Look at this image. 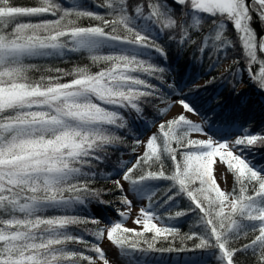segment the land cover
<instances>
[{"label":"snow or ice","instance_id":"1","mask_svg":"<svg viewBox=\"0 0 264 264\" xmlns=\"http://www.w3.org/2000/svg\"><path fill=\"white\" fill-rule=\"evenodd\" d=\"M174 2L186 6L184 15L190 22L178 24L165 0H143L133 13L127 0H103L98 7L107 10L104 15L87 10L80 0L70 7L56 0H34L31 5L0 0V264H96L73 245L109 264L98 243L104 239L119 249L128 264H139V256L149 252L183 251L156 246L178 235V229L164 224V219L187 214L172 212L173 201L182 195L191 202L187 211L198 212L205 229L203 235L193 233L185 239L199 240L196 248L218 251V264H239L237 253L244 252L255 257V264H264V169L246 155L264 151V134L242 128L231 137L216 139L215 133L209 135L201 123L189 118L199 113L187 96L176 101L184 111L161 122L143 154L131 165H122L112 178L108 191H118L125 209H116L120 219L100 227L98 216L69 214L93 201L112 205L102 198L103 190L92 185L98 176L96 164L107 159L109 147L125 143L115 131L127 127L121 110L141 114L142 105L151 99L165 103L160 87L148 79L163 81L167 71L152 62L153 52L164 60L168 57L154 31L179 28L178 44H195L190 29L198 28L202 14L220 18L218 24L213 19L214 33L204 39L200 52L209 46V39L212 48L223 51L232 46L224 35V21L232 22L250 78L264 90V59L257 58L258 48L264 52V37L258 42L251 27L253 11L264 22V0ZM49 15L56 18H46ZM81 18L99 23L84 26L78 23ZM68 52L87 53L92 65L102 67L95 72L87 65L71 71L47 68L38 79L31 77L41 68L27 60L63 57ZM254 63L259 64L258 75L252 73ZM218 66L219 60L214 67ZM159 111L163 115L169 109ZM194 133L204 138H193ZM164 157L172 162L170 172L165 170ZM217 164L234 175L236 187L231 192L217 182ZM155 181L171 183L160 189ZM129 194L147 202L133 221L140 230L125 226L133 206ZM49 210L62 214L46 215ZM88 224L97 226L88 233L97 243L71 230ZM242 237L248 242L236 246L234 242Z\"/></svg>","mask_w":264,"mask_h":264},{"label":"trees","instance_id":"2","mask_svg":"<svg viewBox=\"0 0 264 264\" xmlns=\"http://www.w3.org/2000/svg\"><path fill=\"white\" fill-rule=\"evenodd\" d=\"M62 7H70L74 0H56ZM81 4L87 10L97 12L101 15L106 14V9L98 7L103 0H80ZM129 5V13H133L134 7L137 3L143 0H127ZM169 3L173 18L177 19L178 24L190 18L184 15L187 10L186 6H179L175 4L174 0H165ZM251 4L252 0H247ZM17 5H31L34 0H13ZM203 19L198 28L190 29V37L196 43H186L185 45L178 44L180 39V30L166 29L164 32L154 31L153 35L157 37V42L160 43L168 57L164 60L157 53H152V62L158 64L160 67L167 69L163 75V81L155 80L152 77L148 79L157 84L162 93V99L166 102L174 98L182 99L185 96L190 101L195 103L198 109L197 115L204 118L209 129L215 132L224 131L225 134L239 133L241 129H246L249 132L264 134V90L258 86V82L251 79L248 83L244 80L245 73H249L247 58L244 56V50L241 47L239 34L234 29L232 22L224 21L225 37L232 42V46L217 51L211 47L212 40L209 39V46L205 48L204 52H200V47L203 46V41L206 37H210L215 30L216 25L212 23L213 19L220 22V18L209 17L202 14ZM251 27L256 33L257 41L260 37H264V22H261L259 16L255 11L252 12ZM48 19H55L56 17L48 16ZM33 22L36 18H32ZM78 23L87 26L89 23H99L91 21L88 18H81ZM170 36H175L176 39H170ZM258 60L264 59V52L257 49ZM219 60V66L214 67ZM236 61H239L236 63ZM26 63L36 64L41 68L40 72L30 73L33 79H38L47 68H62L71 71L74 67H84L87 65L91 71L99 70L101 66L92 65L87 53L83 52H68L63 57H36L30 58ZM252 73L259 74V64L251 65ZM230 73H232L230 75ZM215 77L212 83L209 80ZM66 79H71L68 77ZM168 84H173V88H169ZM207 84V87L205 85ZM183 89V92H181ZM261 98V99H258ZM260 100V101H259ZM161 98L151 99V102L143 104V112L137 114L128 109L121 110L127 120V127L125 129L115 130L117 135L124 137L125 143L109 147L108 157L104 161L96 164V171L98 173L96 181L93 183L94 188L102 189L104 192L103 199L112 201L110 207L100 206L94 201L85 206H79L74 210H70L69 214L80 216H98L101 220L109 222L116 216V209L121 205L119 203V193L114 190L109 192L112 188V178H116L119 171H122L123 166H129L131 159L134 157L132 151L133 147L137 148L135 143L137 140L143 139L157 124L162 120L163 115L159 111L162 109ZM198 123V122H196ZM175 145H173L174 147ZM248 159L257 168L264 169V151L255 150L246 153ZM179 158V157H178ZM165 170L170 172L172 170L171 160L164 157ZM105 177H110L105 179ZM170 181H155L154 184L160 189L167 187ZM236 187L235 178L233 179V188ZM175 191V189H173ZM130 198V197H129ZM191 202L186 196H177L173 201L174 207L172 212L186 211L187 214L172 220L164 219V224L178 229V235L169 237L167 240H160L157 247H172L174 249H181L183 251H164V252H149L139 256V264H218V251L209 249H199L195 245L199 243L197 239H185L186 236L193 233L204 234V227L199 223V213L187 211ZM160 212L165 209L161 208ZM46 215H59L61 211L49 210ZM96 225H79L73 226L74 233L79 232L85 234V238L92 243H97L95 238L88 233L96 229ZM100 227H102L100 225ZM148 233L146 236H151ZM247 238H241L235 241L236 246H241L247 243ZM99 246L102 240L98 242ZM78 250L85 251V254L94 256V252H89L81 245L71 246ZM116 248V246H115ZM119 250L118 248H116ZM236 258L239 264H255V257L249 252L237 253Z\"/></svg>","mask_w":264,"mask_h":264},{"label":"rangeland","instance_id":"3","mask_svg":"<svg viewBox=\"0 0 264 264\" xmlns=\"http://www.w3.org/2000/svg\"><path fill=\"white\" fill-rule=\"evenodd\" d=\"M244 76H245L244 80L250 83L251 82L250 74L245 73ZM258 99H261V98H258ZM178 100H179L178 98H174L170 100L169 102H166L162 105V108L167 107L169 109L168 113L164 114L162 120L159 121L157 124H155L153 129L143 139H141L143 143L137 146L136 151L134 153V157L133 159H131L130 165L134 162V159L137 155H142L143 152L146 150V142L151 137V135L157 133L159 124L167 119H171L175 117L176 115L184 111L182 107L178 103H176V101ZM189 118L192 119L194 122L201 123L202 126L208 131L209 135H212L213 133H215L216 135L214 138L216 139H219L220 136H228V137L232 136V134H225L224 131L215 132L213 131L214 129L213 130L209 129V127H207L206 123L204 122V118L199 115L189 114ZM193 138H204V137H202L200 134L194 133ZM214 175L222 190L226 192L232 191L234 175L231 172H228L224 165L222 164L215 165ZM122 183H125V182L122 181ZM125 188L126 189L128 188L127 183H125ZM129 197L130 199H133V206L131 208L129 218L125 221V226L140 230L139 226L134 224L133 221L135 220L136 216L139 214L140 208L146 206L147 202L144 200H140L138 197L134 198L131 194H129ZM118 209L125 210L123 205H120ZM117 220H119L117 216L115 218H112L109 222H105L101 220V226L103 227L105 225H109L110 222H114ZM100 247L104 250L105 258L108 259L109 264H128L127 259L124 256H122L120 254V251L117 250L115 246L112 245L111 242H109L107 239L102 240ZM92 258L96 261V264H103V261L99 260L96 255L92 256Z\"/></svg>","mask_w":264,"mask_h":264}]
</instances>
